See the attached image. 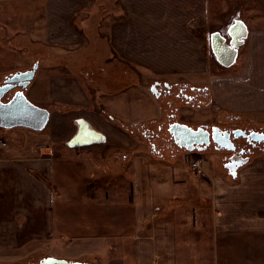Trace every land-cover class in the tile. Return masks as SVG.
<instances>
[{
	"label": "crops",
	"instance_id": "crops-1",
	"mask_svg": "<svg viewBox=\"0 0 264 264\" xmlns=\"http://www.w3.org/2000/svg\"><path fill=\"white\" fill-rule=\"evenodd\" d=\"M3 1L39 5L43 2L44 5V39L36 44L41 45L40 67L30 88L42 90L41 101L32 99L40 107L50 110L48 130L30 132L26 130L28 128L16 127L6 129L7 133L0 131V135L4 134L1 139L13 137V143L4 149L0 147V172L10 168L19 171L22 174L20 180H26L28 187L37 185L34 180H39L24 173L27 168L53 179L54 158L42 155L52 153L54 142L68 141L76 132L74 121L79 118L86 119L105 137L102 143L81 147L83 155H102L99 159H105L107 166L101 177L113 174L119 181L122 172L109 164L114 161L116 151L113 149L117 146L112 148L110 144L114 139L121 140L125 136L96 113L101 99L122 96L128 100V107L140 106L141 103L151 114L154 111L158 113V101L142 87L145 76L139 74L147 71L159 75L171 85L206 87L213 101L211 104L218 105L223 112L264 114V28H248L246 50L238 71L232 74L211 73L208 60L201 59L197 50V43L201 37L204 38L201 30L207 27L211 15L206 0H117L114 5H119L116 7L121 8L124 15L111 22L107 36L101 37L107 42L106 46L97 39L83 46L81 27L90 25L93 19L100 25L102 20L110 19L107 16L110 12H114L105 7L89 8L93 0H0ZM75 15L77 18L73 23ZM81 15L85 17L81 18ZM186 26L189 27L187 30ZM191 30L198 32H195L196 37L187 36L185 32L191 33ZM100 64L105 73L99 72L101 74L95 77L94 68ZM16 72H0V79ZM126 90L132 93L123 95ZM29 93H25L27 97L31 96ZM51 105H55L57 110ZM62 105H74L73 111L60 114L58 109ZM78 106L85 109L77 113ZM55 117L63 119L61 127L56 124L58 119ZM39 137L41 140L35 143L34 139ZM122 143L128 144L124 140ZM42 145L47 146L40 147ZM189 153L194 157L210 152L194 150ZM56 154L60 156L57 149ZM128 158L126 156V161L117 162L121 166L119 170L124 171L131 163ZM92 162L99 172L103 162L98 157ZM133 165L137 176L132 205L126 207L127 210L111 212L109 216L113 221L107 222L106 264H264V157L243 166L239 177H233L238 179L235 184L215 178L212 182V210L196 209L192 213L186 210L184 215L181 202L175 199L161 200L165 205L154 208L155 189L144 175L141 177L140 170H146L149 175V166L143 159L137 164L141 167L136 163ZM50 183L52 186L51 180ZM114 183L112 180L107 186ZM174 201L177 204H173ZM194 216L200 225L195 223ZM92 240L94 238L87 242L88 245L97 249V241ZM94 256L101 263V254ZM72 261L79 260L73 258Z\"/></svg>",
	"mask_w": 264,
	"mask_h": 264
},
{
	"label": "rangeland",
	"instance_id": "rangeland-1",
	"mask_svg": "<svg viewBox=\"0 0 264 264\" xmlns=\"http://www.w3.org/2000/svg\"><path fill=\"white\" fill-rule=\"evenodd\" d=\"M93 1L89 8L105 7L114 12H110L107 15L110 19H106V22L102 20L100 25L97 20L93 19L92 23L88 25L89 27L87 24L81 27L84 37L83 46L92 44L95 39L103 41L101 37L107 36L111 22L121 19L124 15L123 10L118 9L117 4L114 5L117 0ZM206 2L210 7L211 15L207 27L201 30L204 38L201 37L197 43L199 57L208 60L211 73L227 72L232 74L239 70V63L245 54L246 44L244 43L240 47L235 62L228 68H222L214 61L213 54L210 53L207 36L213 31H222L236 17L242 19L248 28H264V0H206ZM43 6V2L42 5L19 1L0 2V72L9 73L16 72V70L23 72L31 69L36 59L38 63L40 62L39 47L41 48V45L36 44L44 39L45 34ZM84 17L81 15V18ZM76 18L77 15L71 22L74 23ZM97 23L98 26H96ZM192 25H197V23H192ZM188 28V26L185 27L186 30ZM195 32L193 33L191 30V33H185L188 37L193 38L196 37ZM103 43L105 45L107 42L103 41ZM100 67H102L101 64L94 68L93 75L95 77L101 74L99 72L105 73ZM139 75L145 76L142 87L146 88V92L158 101V113L154 111L151 114L149 109L142 107L141 103L140 106L132 107L131 105L128 107L126 105L128 100L123 98L124 96L101 99V106L96 113V116L118 128L125 136L121 140L114 139V142L110 144L112 148L117 146V149H113L116 151L114 161L109 164L113 165L116 170L118 169V172L123 173H121L119 181H117V175L113 174L108 175L107 178L101 177L102 170L107 166L105 159H99L102 155H90L91 157L83 155V151L80 150L83 146L71 148L67 146V141L54 142V147L51 146L52 153L42 155L45 158H54L53 179L30 170L32 168H27V170L24 169V173L36 176V179L39 180V183L34 180L37 185L30 184L28 187L26 180L23 182L20 180L22 174L19 171L15 172L13 168L8 170L4 168L5 170L0 172V264H44L43 260L48 257L65 260L77 258L81 262L90 264H106L105 232L109 230L107 222L113 221L109 215L113 211L118 213L123 209L127 210L126 207L132 205L131 197L134 196L137 176L133 170V164L141 163V159L149 166V175L146 170H140L141 177L144 175L149 185L151 184L155 189L154 208L163 207L165 205L163 201L175 199V201L178 200V203L181 202L183 215L186 210L191 211L190 213L192 210L195 212L196 209L212 210V182L216 177L227 179L231 184L238 182L237 178L234 179L232 174L226 171L218 152L211 150L208 155L197 154L201 157L196 155L191 157L192 153L189 151L174 146L168 138L170 134L166 129L170 125L167 122L168 116L175 113V117L180 123L192 127L207 122L220 125L234 123L236 125L246 124L264 131V114L223 112V109L221 110L218 105L214 103L212 105L211 97L205 94L204 104L209 103L201 108L185 106L186 102L183 99L177 100L173 96L156 97L149 92L150 85L152 83L160 84L163 79L150 71ZM172 77L174 78V76ZM4 80L5 77L1 78L0 84H3ZM176 85L183 84H173V86ZM30 86L24 89L26 94L27 91L30 92L31 96L27 98L39 106L36 101L42 100V90L33 89ZM14 93L10 95L12 96ZM131 93L130 90H126L123 95ZM139 94L141 95L140 92ZM199 99L201 100V98ZM169 100L173 102L171 105L168 104ZM73 107L74 105H62L58 109L61 110V113L58 112L60 114L69 113ZM51 108L57 110L55 105H51ZM84 109L78 106L76 111L79 113ZM55 119H58L56 124L61 127L63 119L61 117H55ZM159 125H163L161 131L157 129ZM48 127L49 123L46 127L47 130ZM146 128L154 129L158 135L153 134L150 137L145 135ZM1 129L4 130L0 131L7 133L5 128ZM12 139L13 137L8 136L5 139L0 138L1 149L6 148L10 142L13 143ZM34 140L37 143L41 137ZM122 140L128 144H123ZM153 145L155 147H152ZM56 149L60 156H57ZM37 150L40 151L39 147ZM54 153L55 156H53ZM125 155L129 156L130 159H128L131 163L127 164L125 170L122 169L124 171H121L119 170L120 163L117 162L126 161ZM97 157L99 161L103 162H101L103 166L99 168V172L94 163H90ZM261 157H264L263 150H256L248 161L238 167L236 176L239 177L243 166H249L261 160ZM135 159H139V161L135 162ZM106 160L109 161V159ZM112 180L115 183L110 185L111 187L107 186ZM111 189L114 190L111 191ZM175 201L173 204H177ZM194 221L197 225L201 223L196 217ZM119 223L121 222L119 221ZM115 227L117 226L115 225ZM94 229H97L99 233H95ZM61 232L62 234H59ZM92 238H94L92 241H97V249L91 248L87 243ZM97 253L101 254V263L94 256Z\"/></svg>",
	"mask_w": 264,
	"mask_h": 264
},
{
	"label": "water",
	"instance_id": "water-1",
	"mask_svg": "<svg viewBox=\"0 0 264 264\" xmlns=\"http://www.w3.org/2000/svg\"><path fill=\"white\" fill-rule=\"evenodd\" d=\"M225 29L228 30L227 27ZM229 32L233 37L230 43H226L225 38L220 31H215L211 40L214 60L222 68H228L235 62L240 47L246 41L248 27L246 23L239 18L235 21V24L229 28ZM38 66L39 63L35 62L31 69L23 72L19 71L11 73L5 77L3 84H0L1 128L12 129L16 127H24L35 131H42L46 128L50 119V110L33 104L27 98L24 91V89H26L35 78ZM16 83H18L22 89L16 91L7 101H4V96L15 87ZM156 97L159 96L156 95ZM74 124L76 126V133L67 141V146L75 148L104 141V135L99 130L93 128L85 119H76ZM168 132L180 149L183 148L189 152L194 150L202 151L211 142H214L220 148H233V143L229 134L226 131L221 130L218 126H213L211 131H209L205 125L192 127L176 121L170 123ZM239 166H242V164ZM238 167L232 174L233 177H236ZM42 263L89 264L87 262L69 261L52 257L44 259Z\"/></svg>",
	"mask_w": 264,
	"mask_h": 264
},
{
	"label": "flooded vegetation",
	"instance_id": "flooded-vegetation-1",
	"mask_svg": "<svg viewBox=\"0 0 264 264\" xmlns=\"http://www.w3.org/2000/svg\"><path fill=\"white\" fill-rule=\"evenodd\" d=\"M237 19H239V17L234 18L233 21L228 26H226L228 30L225 29L226 28L225 27L222 29V31H220L223 37L225 38L226 43H230V41H232L233 39L232 35L229 32V28L233 24H235V21ZM214 33L215 31L211 32L208 38V45H209L210 53H212L211 40H212V36ZM21 89L22 87L19 86L18 83H16L15 87L6 93L3 100L7 101L9 99L8 97L11 96L10 95L11 93H14ZM149 92L153 93L155 96L158 95L164 98L173 96L177 100L183 99L186 102L185 105L187 106L188 105H200V101H201L199 99L200 97H199L198 90H196L194 87L187 85V84H183L180 86L179 85L173 86L164 81L160 84L152 83L150 85ZM172 103L173 102L169 100L168 104L171 105ZM176 121L179 122L178 119L175 117V113H171L168 116V120H167L168 125ZM204 125L207 126V129L209 131H211V128L213 126H218L221 130L226 131L229 134L230 139L233 143L232 149L220 148L217 144H215L214 142H211L205 149L200 151V152H203V151L210 152L211 150H214L218 152L220 154V157L222 158V164L229 174H233L235 169L239 165L248 161L250 157L252 156V154L256 152V150H263L264 152V131L263 130H259L257 128H254L246 124L236 125L234 123H230L229 125H226V124L220 125V124L211 123V124H204ZM162 126L163 125H159L157 129L161 131ZM166 129H168V126L166 127ZM144 133L145 135L149 137L151 135L153 136V134L158 135L157 131H154V129H147V131H144ZM162 138H165V137H162ZM162 138L161 140L163 142ZM168 138L171 140L174 146L179 147L175 143V141L172 140L173 139L172 137H168ZM152 147H155V146L153 145Z\"/></svg>",
	"mask_w": 264,
	"mask_h": 264
},
{
	"label": "trees",
	"instance_id": "trees-1",
	"mask_svg": "<svg viewBox=\"0 0 264 264\" xmlns=\"http://www.w3.org/2000/svg\"><path fill=\"white\" fill-rule=\"evenodd\" d=\"M195 89L198 90V92H199V97L201 98L200 105H195V107H203V106H206L207 103H209V102H206V104H204V99H203V97H204V94L207 95L208 97L210 96V95H209V92H208V89H207L206 87L201 88V89H198V88H195ZM193 106H194V105H193ZM146 131H147V128H146ZM169 137H171V135H170ZM196 156H199V155H196ZM196 158H199V157H196Z\"/></svg>",
	"mask_w": 264,
	"mask_h": 264
},
{
	"label": "bare ground",
	"instance_id": "bare-ground-1",
	"mask_svg": "<svg viewBox=\"0 0 264 264\" xmlns=\"http://www.w3.org/2000/svg\"><path fill=\"white\" fill-rule=\"evenodd\" d=\"M86 120V119H85ZM94 135V134H93ZM92 136V135H91Z\"/></svg>",
	"mask_w": 264,
	"mask_h": 264
}]
</instances>
